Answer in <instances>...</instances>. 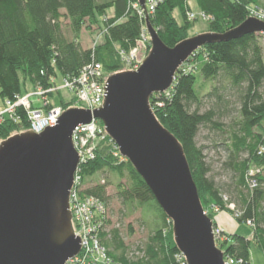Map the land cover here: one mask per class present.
Instances as JSON below:
<instances>
[{
  "label": "trees",
  "instance_id": "16d2710c",
  "mask_svg": "<svg viewBox=\"0 0 264 264\" xmlns=\"http://www.w3.org/2000/svg\"><path fill=\"white\" fill-rule=\"evenodd\" d=\"M192 2L210 19L207 34L214 35L241 26L249 19L251 6H264L262 0H157L149 20L168 48L193 37ZM141 11L139 0H0V98L15 101L30 90H49L56 86L53 79H77L91 65L101 66L106 75L126 72L120 51L129 54L138 46L146 27ZM85 31H95L90 49H84L80 41ZM260 38L246 35L200 48L178 70L172 88L149 100L156 119L181 145L204 211L215 227V215L208 213L213 207L252 228V238L223 231L228 241L219 246L225 257L245 264H252L254 242L264 255V49ZM205 82H214L207 93ZM50 97L52 105L47 110L54 106L66 110L76 103L60 93ZM17 114L19 123L7 121L0 126L2 143L27 131V111L19 108ZM229 119L230 144L223 147L228 153L223 165L228 181L219 183L211 176L197 139L203 130L225 134L223 122ZM113 148L108 138L94 159L81 166L83 187L88 180L97 181L82 196L99 200L110 214L107 190L112 183L96 178L106 172L127 176L129 186L119 183L116 197L130 208L141 206L145 218L153 212L158 225L139 249L140 257L132 260L117 231L108 239L110 218L103 219L99 241L112 264H185L179 259L172 220L133 166L114 157Z\"/></svg>",
  "mask_w": 264,
  "mask_h": 264
},
{
  "label": "water",
  "instance_id": "95a60500",
  "mask_svg": "<svg viewBox=\"0 0 264 264\" xmlns=\"http://www.w3.org/2000/svg\"><path fill=\"white\" fill-rule=\"evenodd\" d=\"M145 13L151 51L137 71L108 75L103 104L69 108L56 126L40 134L27 130L0 144V264H67L80 252L69 206L80 159L72 134L93 119L101 122L120 154L151 190L172 220L186 264H225L214 222L204 211L191 169L179 142L159 123L149 104L168 92L178 70L200 48L246 35L264 36V21L250 17L224 34L193 36L168 48Z\"/></svg>",
  "mask_w": 264,
  "mask_h": 264
},
{
  "label": "built area",
  "instance_id": "2783aa9c",
  "mask_svg": "<svg viewBox=\"0 0 264 264\" xmlns=\"http://www.w3.org/2000/svg\"><path fill=\"white\" fill-rule=\"evenodd\" d=\"M146 4L148 14L152 13L157 4V0H146ZM135 8H137V6H135ZM141 12L144 13L143 10ZM201 16L206 20H210L202 13ZM195 17H197L195 14H191L189 15V20H194ZM250 17L264 21V12L253 14L250 11L249 18ZM149 45L151 46V40L147 27H144L138 46L129 54L120 51L125 70L132 69L133 71H137L141 67L143 60L150 53L148 52ZM107 76L108 75L104 73L101 66L91 65L83 70L79 78L74 80L63 79V86L59 85L58 79H53L56 86L49 90L45 91L42 88H38L36 89L38 93L33 92L26 96H17L15 101L0 98V126L4 125L7 121L19 123L20 117L17 114L19 108H24L27 111L29 117V127L27 130H33L35 133L40 134L45 131V127L56 126V121H58L57 118L60 117L63 112L67 111V109L65 110L58 106H54L47 110V108L52 105L53 99L50 95H56V93L62 94L66 92L70 95V99L66 100L69 102H76L70 108H81L93 112L103 104L105 96L104 84ZM35 96L38 98L37 102L32 100ZM108 138L110 137L105 126L95 119L87 125H79L72 134L73 145L79 154L80 162L75 173L73 187L70 191L69 206L72 215L74 234L81 238L82 247L81 252L67 264H99V257L104 258L107 263L112 262L107 255L106 249L99 241L102 220L109 218V211L99 200L82 196L84 187L82 186V177L80 175L81 166L89 160L94 159L100 145L106 142ZM262 153L263 150L259 154L261 155ZM113 154L115 157L125 159L120 154L115 143ZM250 174L253 175L254 171H251ZM222 232L223 230L219 226L214 228L216 242L219 237H222ZM179 259L183 260L186 264V259L182 254H180ZM224 263L245 264L242 260H236L225 256Z\"/></svg>",
  "mask_w": 264,
  "mask_h": 264
},
{
  "label": "rangeland",
  "instance_id": "374dc122",
  "mask_svg": "<svg viewBox=\"0 0 264 264\" xmlns=\"http://www.w3.org/2000/svg\"><path fill=\"white\" fill-rule=\"evenodd\" d=\"M264 4V0H262ZM193 13L197 16L193 22V27L190 30L191 36H198L199 34H206L209 31V24L211 21L204 19L201 16V12L199 11L195 2L190 3ZM250 11L253 14L258 12H264V6L261 5L259 7L251 6ZM175 17L177 18L179 23H182V18L179 11L175 12ZM67 23V22H66ZM94 33L95 31H85L81 36V43L84 49H90L94 44ZM71 38L70 34L67 33ZM260 43L264 48V36L260 38ZM59 85H64V80L58 78ZM214 86V82H205V90L204 92L211 91L212 87ZM196 91L200 94L199 88L197 87ZM38 93V91L30 90V93ZM62 96L65 99H70V95L66 92L62 93ZM56 100L57 97H55ZM34 102L38 101V98L35 96L32 99ZM224 128L223 131L225 134L216 133V132H209L207 130L201 131L197 143L199 147L204 149V155L206 157L208 165L211 167L212 172L211 176L216 177L217 182H227L228 181V173L223 171V165L228 160V153L224 151V145L230 144V136L232 133V121L225 120L223 122ZM1 144V141H0ZM115 157V155H114ZM119 158V157H115ZM126 159H122L121 161H125ZM101 182L103 180L109 181L112 184L108 188V195L111 197V201L109 203L110 209V223H109V236L108 239L112 238V232L117 231L119 233L120 241L123 243L124 247L127 250L128 258L135 260L139 255V249L143 247L146 243L147 238L149 237L150 233L153 232L154 229L157 228V219L153 212L146 213V218L144 217L143 209L141 206L135 204L133 208H130L128 205L123 204L121 201L118 200L117 196V185L124 184L129 186L130 181L127 176L124 178H120L118 175L106 172L100 173L97 178ZM97 181H87L84 189H90L96 185ZM208 213L214 214V221L216 222L219 227L221 223L224 224V228L228 229L232 234H238L243 237L252 238V228L247 226L246 224H239L234 218L228 213H220L215 207L212 209H208ZM221 228V227H220ZM223 228V227H222ZM221 228V229H222ZM233 230L231 231L230 230ZM218 247L227 242L226 238L219 237L217 239ZM220 248V247H219ZM99 257V256H98ZM251 261L252 264H264V255L260 251L258 245L254 242L251 248ZM99 264H112L107 263L104 258L99 257L98 260Z\"/></svg>",
  "mask_w": 264,
  "mask_h": 264
},
{
  "label": "crops",
  "instance_id": "0c3cea01",
  "mask_svg": "<svg viewBox=\"0 0 264 264\" xmlns=\"http://www.w3.org/2000/svg\"><path fill=\"white\" fill-rule=\"evenodd\" d=\"M199 35H201V34H199ZM261 38H263V36H261ZM263 49H264V48H263ZM218 226H219V225H218ZM220 227H221V228L223 227L222 230L225 231L226 233H228V234H232V233L228 232V231H229L228 229H225V228H224V224L221 223V226H220ZM230 230H231V228H230ZM231 231H233V230H231Z\"/></svg>",
  "mask_w": 264,
  "mask_h": 264
}]
</instances>
